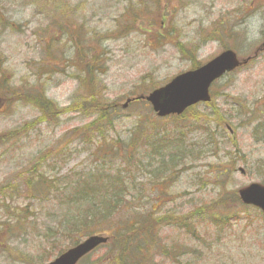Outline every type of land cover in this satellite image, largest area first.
Segmentation results:
<instances>
[{"label": "rangeland", "instance_id": "obj_1", "mask_svg": "<svg viewBox=\"0 0 264 264\" xmlns=\"http://www.w3.org/2000/svg\"><path fill=\"white\" fill-rule=\"evenodd\" d=\"M263 41L264 0H0V264H48L52 244L66 251L92 234L110 240L78 264H264V219L237 195L264 181L263 132L238 118L264 113V49L254 56ZM225 50L252 59L212 86L210 105L160 120L145 101L127 104ZM148 124L183 130L188 158L168 160L162 175L156 159L145 167ZM93 170L122 171L135 199L104 224L62 236L64 196L44 202L24 183ZM134 218L143 227L120 235Z\"/></svg>", "mask_w": 264, "mask_h": 264}, {"label": "trees", "instance_id": "obj_2", "mask_svg": "<svg viewBox=\"0 0 264 264\" xmlns=\"http://www.w3.org/2000/svg\"><path fill=\"white\" fill-rule=\"evenodd\" d=\"M18 96H20V94ZM24 96H27L30 101L29 103H31L35 107H39V104L42 101L36 95H23V97ZM240 105L241 104H236L233 106L238 107ZM213 106L214 108H216L214 104ZM104 108L105 106H102V104H94V111L98 112L99 114H103V115L108 114V109L105 112ZM214 108L210 109V113L212 116H215V118L218 121L219 111L218 110L216 111ZM191 109H189L187 112H189ZM249 110L250 111L247 113L244 112V115L240 111L242 116H245V118L241 116L238 118L243 119L241 123H246V126L252 128L254 135L257 133V131H262L263 136L261 138V141L263 140L262 142H264V124H260L261 121L264 120V113L262 112L261 109H259L258 113L252 111L251 108H249ZM252 115L256 119H252ZM255 120H259L260 122L254 124L253 121ZM228 123H229L228 120L220 119L217 124L219 125V127H221V125H228ZM88 127L83 128L82 133H84ZM145 129H148V132H152V143L148 144L149 148L152 149V155L151 156L147 155V166H145L148 170H150L153 166V164L151 163V159L152 160L156 159L155 162L158 164V170H157L158 174L162 175L165 172H167L169 168H171L170 166L167 165L168 160L172 162L173 157H178V163H182L188 158L185 146H183L184 142H182L181 139L182 136L181 133L183 132L181 128H178L177 131L170 133L166 130V128L163 127L153 128L152 124H148ZM197 129L189 130L187 133L196 131ZM169 135L170 138L175 139L176 144L168 143ZM96 139H99L100 141L102 140L104 141L105 137H103L100 133V138H96ZM168 150H171V152H169ZM102 161L104 162V164L105 162H111V160H106V158H104ZM99 171L100 170H93L87 174H78L75 176L76 178L75 180L60 181V182H51L49 180H46V178L44 177L41 179L40 175L35 176L34 178L29 177V180L30 179L40 180V182L42 183L41 186H44L45 188L35 189L36 185L39 184H36L35 182L33 184H30L31 181L29 182V180H27L24 183V186L26 188L25 191L29 190L30 194L33 195V197L44 195L43 196L44 202L47 201L46 196L48 197L52 194L56 196L57 195L64 196L63 204L65 205V207H68L67 208L68 212L66 214L65 220L62 222L61 225V235L68 236L69 238H71V235L73 236L74 233L78 234L81 231H89L90 228H94L96 225L95 223H97V225L104 224V221L111 219V216L115 214V212L118 210H123L125 212L127 208L126 205L130 204L131 202L133 203L135 199V196L133 198L134 194L131 191H129V188L127 187V185L132 184V182L128 180L126 176L124 178L121 176V174H123L122 171H117V173L115 174H113L114 171H104V173ZM153 172L154 170H151L150 173L153 174ZM223 174H226V172L224 171L221 173V175ZM153 180L155 182H163V181L167 182L169 180V175L162 177L160 179L154 177ZM121 183L123 184L124 187H126L127 193H124L126 189L120 186ZM261 184L264 185V181H262ZM17 188L19 189V186L15 187V189ZM67 190H70L68 195L67 193L65 194ZM10 194H13V192L11 191ZM82 209H86V212H84L85 210L81 211ZM133 211H138V208L130 209L129 210L130 214ZM69 212H72V214L70 215ZM128 213L127 215L130 216V214ZM118 219L121 220L120 218ZM143 220H144L143 218H140L139 220L134 218L135 224L134 225L132 224V226L128 224L129 227H125L124 222H121V225L119 224V226L121 227L118 229V231H122L124 228L128 229L131 227L142 228L143 225L145 224V221ZM18 226L23 227L25 225L22 222V223H18ZM132 231L134 230L128 229L120 233V235L132 233ZM144 235L147 236L146 240L150 239L151 242L155 236V232L149 231L147 233H144ZM55 242H57V239L55 240ZM76 244L77 243L74 242V245ZM52 247L54 248L51 249L56 251L52 253H55L56 256L60 255L65 251V250L62 251L61 249L57 248L56 243L52 244Z\"/></svg>", "mask_w": 264, "mask_h": 264}, {"label": "water", "instance_id": "obj_3", "mask_svg": "<svg viewBox=\"0 0 264 264\" xmlns=\"http://www.w3.org/2000/svg\"><path fill=\"white\" fill-rule=\"evenodd\" d=\"M241 65L231 51H226L206 65L175 77L169 84L144 98L158 117L181 114L185 109L209 102L208 89L213 81ZM243 205L257 208L264 217V186L251 183L237 192ZM107 242L103 236H90L49 264H76L86 254Z\"/></svg>", "mask_w": 264, "mask_h": 264}]
</instances>
